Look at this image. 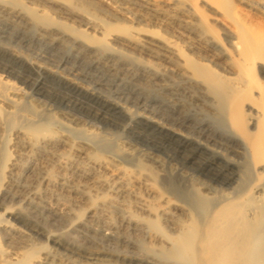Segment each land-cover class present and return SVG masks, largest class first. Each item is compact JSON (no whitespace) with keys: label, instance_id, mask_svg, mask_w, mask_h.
I'll use <instances>...</instances> for the list:
<instances>
[{"label":"bare ground","instance_id":"obj_1","mask_svg":"<svg viewBox=\"0 0 264 264\" xmlns=\"http://www.w3.org/2000/svg\"><path fill=\"white\" fill-rule=\"evenodd\" d=\"M0 27L127 96L102 95L39 59L26 65L0 44V61L23 66L19 85L4 64L0 72V264H264V0H0ZM21 84L41 95L56 84L59 101L111 125L126 111L139 141L104 149L103 128ZM209 130L225 151L241 145L253 171L212 204L209 174L224 166L192 146H206L198 138L207 144ZM161 142L174 147L167 159Z\"/></svg>","mask_w":264,"mask_h":264},{"label":"rangeland","instance_id":"obj_2","mask_svg":"<svg viewBox=\"0 0 264 264\" xmlns=\"http://www.w3.org/2000/svg\"><path fill=\"white\" fill-rule=\"evenodd\" d=\"M13 33L10 30H6V29H2L0 27V44H3L4 46H9L14 48L15 50H17L19 52V54H23L24 57H26L22 62H24L26 65L28 64L27 61L29 60V58H35V59H39L41 62H45V65H48V67H50V69H52L54 72L56 73H60V74H64L66 73L68 75V78L70 79H75L76 81H81L83 84L89 85V87L94 88L96 91L100 92L102 95H109L111 98H115V97H120V99L124 98L126 99L127 96H125L124 92L126 91L122 86H116V85H108L106 83V81H102L101 83L95 82V77H93V75H89L92 74L91 72H88L86 74L83 75V71H80V69H76L75 67H72L71 62L69 63H62L60 61H56L52 59V52L46 48H43L33 42L30 41H26V43H22L19 42L17 39H15L13 37ZM27 55V56H26ZM23 63V64H24ZM73 63V62H72ZM6 66L8 71H11V80L12 81H16V83L19 85L20 83L17 80V76L19 74H21V68L23 69V66H20V64L16 65H12L11 63H6V61L4 62V60L1 59L0 61V72H1V68ZM24 64V65H25ZM29 65V64H28ZM20 67V68H19ZM35 78V76H34ZM24 84H21L20 87H24ZM51 88L53 89V93H49L47 95H41V93L37 92L36 90H33V87H27L25 86L23 91L31 96L32 98H37L43 102H45V104L49 105V106H54V107H59L64 109L67 112L73 113L76 116L85 119L87 122H89V124L91 125H95L99 128H103L104 133H102V135L106 138H108V140H103L98 142V144L104 148V149H112L113 147V142L114 140H116L117 138L120 137H125V139L127 140H132V141H139L138 137L136 136L135 133L133 132H129L128 131V127L130 125L133 124L132 120L130 117V114H128L126 111L122 110V120H119V124L117 125H111V123H107L104 122L103 120H97L95 118L89 117L87 114H85V111H81L82 109H79L76 106H72L70 103H62L61 101H59V95H57L55 97V94L58 93V91L61 88H58V85L56 84H52ZM120 91H124L122 94H119V90ZM63 90V89H62ZM60 90V91H62ZM118 90V91H117ZM66 93L65 91L59 92V94H63ZM64 95V94H63ZM26 101V105L28 106V99H25ZM132 102V103H131ZM134 99H132L130 101L129 106H131V110H134ZM142 103H140L139 106H141ZM148 108L150 110H156V112H158V114L162 115V117L166 118V119H173L175 116L171 115L168 110H166L165 108H160L157 107V104H155L154 102H149L148 104ZM26 106V107H27ZM29 107V106H28ZM215 128V124L214 127ZM211 129V128H210ZM193 130L192 127L188 128L186 127L185 131L188 133H192L191 131ZM210 130L207 132L209 133ZM107 135H106V134ZM211 133V132H210ZM213 134V133H211ZM195 136H197V134H194ZM214 137L213 140L212 138L210 140H208L207 144L204 141V139H200L198 138L201 142L205 143L206 146H202L196 143H193L192 146L194 145L196 147V149H200L199 153L203 154L202 157L211 159V161L218 163L219 165L224 166L223 169V175H214L215 171L213 172V170L210 171V176L212 177V184L216 187V192L212 194L213 200L210 201L211 204L214 203L216 201V198L220 197V195L222 193H230L235 189H242L243 187H245L247 185V183L249 182V180L251 179L253 174V171H250L251 169L249 168V164L246 161V158L244 156L243 150L241 145H235L236 143L234 142H227V146H232V148L228 149L227 151L224 143V140L219 139V137L217 138V132L213 134ZM212 135V136H213ZM219 136V135H218ZM216 137V138H215ZM106 138V139H107ZM242 139V138H241ZM212 140V141H211ZM143 144V142H141ZM168 142H161V149H160V154L164 157V158H169L170 155L173 153V146L168 143ZM141 144V145H142ZM232 144V145H231ZM143 147H150L149 145H147L146 143L143 144ZM167 145V146H166ZM106 147V148H105ZM198 147V148H197ZM165 148V149H164ZM167 148V149H166ZM233 149V150H232ZM221 152L225 158H229L232 162H228L225 160L224 156L222 157L221 154L219 153ZM177 158V157H176ZM176 162L178 160V166H182L183 163L180 162L182 161L180 159V156H178L177 159H175ZM187 167H193L191 164H186ZM189 170V172H192L194 174H198L197 171L195 170ZM201 173V171H200ZM263 177H261L260 179V185L264 186V175H262ZM204 177V176H203ZM207 177V176H206ZM209 177V176H208ZM178 192L181 194H186V196L190 197V193H189V189L185 190L184 188H178ZM191 191V190H190ZM189 193V194H188ZM25 209V212H28L33 219L39 223V225L43 226L44 228H48V229H54V230H58V231H63L64 229L59 225L58 222L53 221L52 219L48 218L46 215H44L43 213L32 209V208H23ZM32 209V210H31ZM48 222V223H47ZM55 222V223H54ZM58 228V229H57ZM70 238V239H69ZM68 239L75 245H84V241L82 239L81 234L76 233V232H68ZM97 248L101 249V250H106V251H111V252H115V253H120L119 249H115L114 246H110L107 244H98L96 245ZM119 250V251H118Z\"/></svg>","mask_w":264,"mask_h":264}]
</instances>
